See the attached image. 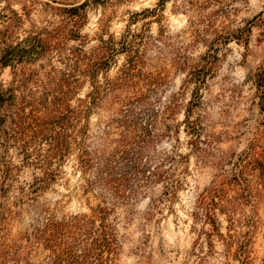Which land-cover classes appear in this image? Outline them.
I'll return each instance as SVG.
<instances>
[{
	"label": "rangeland",
	"instance_id": "1",
	"mask_svg": "<svg viewBox=\"0 0 264 264\" xmlns=\"http://www.w3.org/2000/svg\"><path fill=\"white\" fill-rule=\"evenodd\" d=\"M62 1L0 0V12L10 6L21 18L12 46L23 45L35 31L58 26L63 8L85 0ZM153 8H158L154 16H133ZM86 15L80 32L85 50L96 47L100 38L117 42L126 35L131 48L140 50L143 78L149 82L161 74L166 78L158 96L151 86H142L145 95L138 112L153 110L160 98L157 130L163 137L141 160L147 171L133 183L135 195L113 208L110 218L119 243L116 264H237L215 236L211 247L207 245L208 227L200 205V195L225 173L236 176L234 186L220 193L221 205L231 218V233L240 241H252L250 260L260 264L264 186L258 173L242 174L239 163L252 141L264 146V110H259L253 81L264 65V28L258 26L259 20L264 21V0H168L161 10L158 0H103V5L89 3ZM207 54L212 70L194 96L190 72L205 64ZM124 61L123 54L117 55L106 79H113ZM10 78V70L0 68V85L6 87ZM98 81L104 85L101 76ZM88 91L85 85L79 98ZM110 102L109 94H104L92 109L88 125L94 146L109 129ZM8 158L18 162L15 150L8 152ZM61 172L49 190L24 204L9 221L8 242L18 240L35 223V207L48 208L60 218L88 213L73 162ZM32 175L30 170L20 172L17 183L29 182ZM217 218L221 233L226 234L228 218ZM40 260L50 261L46 252L32 259Z\"/></svg>",
	"mask_w": 264,
	"mask_h": 264
},
{
	"label": "trees",
	"instance_id": "2",
	"mask_svg": "<svg viewBox=\"0 0 264 264\" xmlns=\"http://www.w3.org/2000/svg\"><path fill=\"white\" fill-rule=\"evenodd\" d=\"M58 1L62 0H50ZM167 1L158 0L160 10ZM89 3L103 5V0L70 4L63 8L58 26L35 31L23 45L16 46L12 42L21 23L20 15L10 6L1 9L0 68H8L11 78L6 87L0 85V264H44L42 260L32 261L41 252L48 254L50 261L46 264H116L119 243L110 218L113 208L135 195L132 185L140 182L147 171L141 160L163 137L157 130L160 98L152 113H140L138 109L145 95L142 86H151L158 96L166 78L162 74L154 82L143 78L138 64L140 50L131 48L126 35L117 42L112 37L100 38L96 47L85 50L80 32ZM157 10L145 9L133 16H154ZM259 21L258 26L264 28V21ZM250 29H245L246 35ZM119 54L125 56L123 65L113 79H106ZM203 59L205 64L190 72L194 96L212 70L207 60L210 55ZM34 62L41 63L35 69L29 68ZM100 76L104 85L99 84ZM253 81L258 107L263 111L264 65L256 70ZM85 85L89 91L79 98ZM104 94L110 96L113 116L108 131L113 132H105L94 146L88 122ZM184 120L188 121V112ZM184 130L189 133L187 128ZM10 150H15L17 163L8 158ZM69 162H73L82 181L79 190L88 213L60 218L48 208L35 207V223L18 240L8 242L9 221L24 204L49 190ZM239 166L242 174L258 173L264 186V146L259 141L248 145ZM24 170L33 172L32 178L19 184V173ZM235 182V175L220 174L200 195L208 227L205 236L209 247L214 236L221 241L225 254L237 264H252V241H240L231 233L229 211L221 205L220 193ZM218 215H225L230 222L226 234L220 231ZM260 264H264V257Z\"/></svg>",
	"mask_w": 264,
	"mask_h": 264
}]
</instances>
